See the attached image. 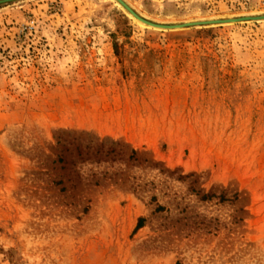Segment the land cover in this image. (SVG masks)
Masks as SVG:
<instances>
[{"label": "rangeland", "instance_id": "1", "mask_svg": "<svg viewBox=\"0 0 264 264\" xmlns=\"http://www.w3.org/2000/svg\"><path fill=\"white\" fill-rule=\"evenodd\" d=\"M129 1L165 21L264 10ZM0 264H264V21L0 4Z\"/></svg>", "mask_w": 264, "mask_h": 264}, {"label": "bare ground", "instance_id": "2", "mask_svg": "<svg viewBox=\"0 0 264 264\" xmlns=\"http://www.w3.org/2000/svg\"><path fill=\"white\" fill-rule=\"evenodd\" d=\"M20 0H0V4ZM129 15L142 26L156 29H180L194 25L207 24H230L247 21H264V10L257 12H246L242 14H229L224 16H202L198 18H187L184 20L165 21L145 15L135 8L129 0H115Z\"/></svg>", "mask_w": 264, "mask_h": 264}, {"label": "crops", "instance_id": "3", "mask_svg": "<svg viewBox=\"0 0 264 264\" xmlns=\"http://www.w3.org/2000/svg\"><path fill=\"white\" fill-rule=\"evenodd\" d=\"M111 131H112V130H111ZM111 131H109V130H108V131H106V133H108V132H109V133H112V134H114V135L116 134V133H114V132H111ZM137 222H138V223H137V226H141L140 219H139Z\"/></svg>", "mask_w": 264, "mask_h": 264}, {"label": "water", "instance_id": "4", "mask_svg": "<svg viewBox=\"0 0 264 264\" xmlns=\"http://www.w3.org/2000/svg\"><path fill=\"white\" fill-rule=\"evenodd\" d=\"M194 25V24H193Z\"/></svg>", "mask_w": 264, "mask_h": 264}]
</instances>
